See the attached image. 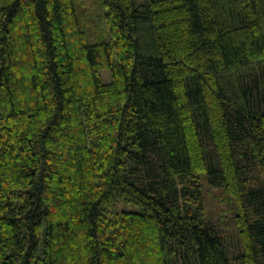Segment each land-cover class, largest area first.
Listing matches in <instances>:
<instances>
[{"label":"trees","instance_id":"trees-1","mask_svg":"<svg viewBox=\"0 0 264 264\" xmlns=\"http://www.w3.org/2000/svg\"><path fill=\"white\" fill-rule=\"evenodd\" d=\"M87 1L0 0V264H264V0Z\"/></svg>","mask_w":264,"mask_h":264},{"label":"rangeland","instance_id":"rangeland-1","mask_svg":"<svg viewBox=\"0 0 264 264\" xmlns=\"http://www.w3.org/2000/svg\"><path fill=\"white\" fill-rule=\"evenodd\" d=\"M90 3V0L87 1V4ZM95 27L98 26V23L94 22ZM95 38V37H94ZM102 74L104 76L105 82L111 81V73L108 69H102ZM207 205L208 211L215 216V218H222L224 221L226 220L227 231L232 232L234 229L232 217H231V208L228 206V203L225 201V193L220 189H210L207 187ZM227 203V204H226ZM113 208L117 211H134V212H144V206L130 202L118 196L113 205ZM223 217H219L222 216Z\"/></svg>","mask_w":264,"mask_h":264}]
</instances>
